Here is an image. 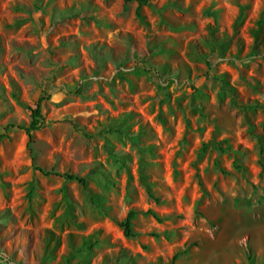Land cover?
Listing matches in <instances>:
<instances>
[{"label":"rangeland","instance_id":"1","mask_svg":"<svg viewBox=\"0 0 264 264\" xmlns=\"http://www.w3.org/2000/svg\"><path fill=\"white\" fill-rule=\"evenodd\" d=\"M149 3L0 0V264H264V0Z\"/></svg>","mask_w":264,"mask_h":264},{"label":"trees","instance_id":"2","mask_svg":"<svg viewBox=\"0 0 264 264\" xmlns=\"http://www.w3.org/2000/svg\"><path fill=\"white\" fill-rule=\"evenodd\" d=\"M122 1L124 3L135 2L137 4L136 16L138 18H141L142 8L150 6L149 0H122ZM214 80L220 81V78H214ZM234 104L236 106H238L239 108H242V109L248 108V106H242L240 104L238 105L235 102H234ZM252 107H256V106L252 105ZM259 108L264 112L263 106H261ZM41 111H42V107H41L40 103H38L36 108L32 111V121H31L30 125L28 127H20L19 128L20 130H23L25 132L29 143L33 142L34 133L41 129V126H42ZM2 138H3V135H0V139H2ZM256 140L259 144V154H260L259 164L262 168V171H264V165H262V159L264 156V139L262 136L258 135L256 137ZM215 146L217 147L216 143H215ZM217 149H219L221 152H224V149H222L221 147H217ZM38 171L41 172L45 177L52 176V177H56L59 179H63L64 181L75 182L82 187H86L88 184V180H89V175L78 177V176H76L70 172L54 173L53 171H43V170L41 171L40 169H38ZM199 186L202 187V184L199 183ZM146 215H149L153 219L160 221L158 215L155 214L151 210H148L146 212ZM135 216H136V213L134 211H129L127 213L125 219L119 223V227L122 229L123 235L125 238H132L134 236V234L132 232V221L134 220Z\"/></svg>","mask_w":264,"mask_h":264}]
</instances>
